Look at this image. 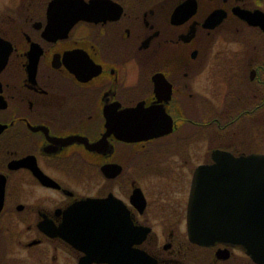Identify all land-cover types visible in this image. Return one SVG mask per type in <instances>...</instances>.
<instances>
[{"label": "flooded vegetation", "instance_id": "flooded-vegetation-1", "mask_svg": "<svg viewBox=\"0 0 264 264\" xmlns=\"http://www.w3.org/2000/svg\"><path fill=\"white\" fill-rule=\"evenodd\" d=\"M0 65V264H109L59 232L110 194L152 264H264L187 231L196 168L264 153V0H0Z\"/></svg>", "mask_w": 264, "mask_h": 264}, {"label": "water", "instance_id": "water-1", "mask_svg": "<svg viewBox=\"0 0 264 264\" xmlns=\"http://www.w3.org/2000/svg\"><path fill=\"white\" fill-rule=\"evenodd\" d=\"M133 112L138 117L135 124H138L139 135L136 137L143 131L151 136L158 134L162 127L164 131L169 130L165 127L167 122L152 123L149 108L141 107L140 111L130 108L127 114L131 116ZM108 124L120 137V125ZM213 158L212 163L196 168L192 177L188 236L202 244L216 241L239 244L254 259L264 263V153L233 155L217 149ZM119 170L120 164L105 165L109 176ZM139 196L143 199L140 191L134 189L132 202L137 204ZM79 203L77 213L68 216L61 226L59 233L64 232L61 233L64 238L75 244L82 242L78 246L88 252L89 258L102 259L109 264H152L145 254L133 253L131 244L138 240L137 231L121 200L118 204L110 194L102 198L89 197ZM71 228L76 230L70 231Z\"/></svg>", "mask_w": 264, "mask_h": 264}, {"label": "rangeland", "instance_id": "rangeland-1", "mask_svg": "<svg viewBox=\"0 0 264 264\" xmlns=\"http://www.w3.org/2000/svg\"><path fill=\"white\" fill-rule=\"evenodd\" d=\"M129 173L132 177L135 176V172L131 171V169H127L126 174ZM126 180L128 179L127 175H125ZM60 264H70L69 262H66L64 259L60 261Z\"/></svg>", "mask_w": 264, "mask_h": 264}]
</instances>
